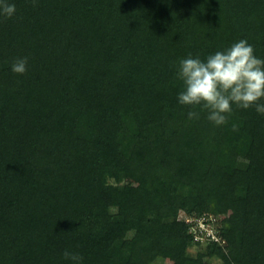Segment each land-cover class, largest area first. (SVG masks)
<instances>
[{"label": "trees", "instance_id": "trees-1", "mask_svg": "<svg viewBox=\"0 0 264 264\" xmlns=\"http://www.w3.org/2000/svg\"><path fill=\"white\" fill-rule=\"evenodd\" d=\"M8 2L0 264H264V115L233 104L217 126L177 77L241 39L264 59V0ZM181 213L214 216L220 241Z\"/></svg>", "mask_w": 264, "mask_h": 264}, {"label": "clouds", "instance_id": "clouds-1", "mask_svg": "<svg viewBox=\"0 0 264 264\" xmlns=\"http://www.w3.org/2000/svg\"><path fill=\"white\" fill-rule=\"evenodd\" d=\"M35 5V0H33ZM15 5L8 0H0V16L11 18ZM11 71L24 74L27 71V57L16 59ZM177 77L183 82L178 93L181 105L201 106L208 112L207 119L220 126L228 122L227 114L232 105L242 109L255 108L264 115V59L255 55V50L245 39L234 42L229 47L210 54L206 60L193 58L191 54L179 61ZM188 119L199 118V113L188 112ZM233 131L238 126L232 125ZM63 257L80 264L82 257L65 250Z\"/></svg>", "mask_w": 264, "mask_h": 264}, {"label": "built area", "instance_id": "built-area-1", "mask_svg": "<svg viewBox=\"0 0 264 264\" xmlns=\"http://www.w3.org/2000/svg\"><path fill=\"white\" fill-rule=\"evenodd\" d=\"M181 217L184 218L185 222L189 226V232L194 235L195 240L204 241H220V237L216 234V231L213 227V223L216 218L212 215L208 216H194V215H185L181 213ZM223 244L224 241H222Z\"/></svg>", "mask_w": 264, "mask_h": 264}, {"label": "rangeland", "instance_id": "rangeland-1", "mask_svg": "<svg viewBox=\"0 0 264 264\" xmlns=\"http://www.w3.org/2000/svg\"><path fill=\"white\" fill-rule=\"evenodd\" d=\"M194 251H195V248L191 249V250H190V253L192 254V253H194ZM170 261H171V260H170ZM170 261H167V262H170ZM209 262L214 263L215 261L209 260Z\"/></svg>", "mask_w": 264, "mask_h": 264}]
</instances>
